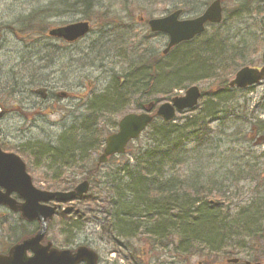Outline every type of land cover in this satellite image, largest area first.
Wrapping results in <instances>:
<instances>
[{
  "label": "trees",
  "instance_id": "1",
  "mask_svg": "<svg viewBox=\"0 0 264 264\" xmlns=\"http://www.w3.org/2000/svg\"><path fill=\"white\" fill-rule=\"evenodd\" d=\"M190 2L169 0V5L185 10L191 4L197 6L191 9L194 13L201 11L203 3L199 0ZM45 5L44 9L29 15L27 22L35 21L39 16L42 20L49 19L57 9L68 5L72 9L78 7L83 20H92L90 12H93V20L97 17L106 20L104 26L112 28L113 37L117 29L122 30V21L110 20L96 11L101 7V0H52ZM244 5L237 8H246ZM226 16L223 9L221 22L207 26L210 32L206 28L202 34L178 43L165 54L160 52L159 56H155L153 53L154 56L150 57L149 53H142L137 63L129 65L126 71L112 72L109 85L100 93H81L79 100L82 102L71 111H66L68 125L66 120L61 124L62 130L56 139L20 145V152L23 155L26 152L36 163L42 162L47 174L52 172L53 180L58 176L56 170L68 168L76 159L82 162L81 180H88L89 190L73 203L74 208L69 213L59 215L64 227L61 232L68 233L63 243H76L74 228H80L81 224L95 217L99 222L98 235L111 244V251L124 259L126 264H162L156 260L163 253L177 256L183 264H188L194 257L204 260L213 257L216 260L237 252H244L251 262L260 260L264 253L262 204L257 205L253 200L246 207L237 209L234 216L229 209L230 202L222 199L224 195L220 191L223 181L218 179L217 174L207 178L202 173L192 174L183 181L168 173L169 168L178 171L187 165L195 150L205 149L208 145L218 148L219 143L228 146L226 151L235 155L233 168L227 170V175L235 171L251 172L249 170L253 166L250 163L254 159L264 158V150L237 157L231 144L238 139L245 141L251 138H254L253 146L263 144L264 126L252 123L247 127L243 124L244 130L249 128L246 136L244 131L236 132V129L229 135L219 131L225 129L223 126L231 113L234 118L237 117L236 111L225 104L228 100L223 98L224 94L226 98L230 94L231 98L233 91L241 89L229 87L222 79L216 86L201 91L202 99L206 100V109L189 117L181 125L174 124V120L165 122L156 117L148 125L150 131L144 139L140 136L135 140L137 146L129 143L123 154L111 156L106 163H87L90 153L96 152L99 147L96 119L103 113L110 114L122 109L127 101L126 96L135 92L144 96L160 84L168 87L166 92L185 89L195 82L218 78L217 75L223 74L224 67L234 68L235 71L243 64L241 59L236 60V56L240 55L236 53L238 44H233L225 36L228 31ZM40 25L44 32L45 23ZM126 35L129 34L121 36L120 32L116 41L121 42V37ZM221 101L224 102V114L215 119L220 121L215 131L210 124ZM150 104L155 103H138L137 107L143 111ZM81 107L84 113H81ZM104 137L100 139L103 140L102 145ZM222 137L230 141H224ZM85 165L90 166L84 169ZM103 165L106 171L101 174V181H97L95 177ZM67 184L54 189L70 190L76 185V180ZM93 185L96 187L92 188ZM219 185L221 187L216 188ZM95 192L100 198L94 196ZM99 200L100 205H97ZM86 201L90 203L84 204Z\"/></svg>",
  "mask_w": 264,
  "mask_h": 264
},
{
  "label": "rangeland",
  "instance_id": "2",
  "mask_svg": "<svg viewBox=\"0 0 264 264\" xmlns=\"http://www.w3.org/2000/svg\"><path fill=\"white\" fill-rule=\"evenodd\" d=\"M49 1L52 0H0V105L8 111L0 122L2 127L0 144L5 151L17 153L25 161L27 172L36 188L55 190L54 188L57 187H65L73 179L76 180V185L83 181L81 180L83 176L82 162L76 159L74 164L68 168L63 167L56 170L58 176L53 180L51 179L52 172L47 174V170L42 167V162L36 163L26 152L24 155L20 152V145L56 139L57 134L62 130L61 124L66 120L68 125V118L65 117L66 111H71L76 104L80 105L82 102L79 100L81 93L88 95L93 92L100 93L109 85L112 72L126 71L129 65L137 63L138 56L142 53L147 52L150 57L154 54L159 56L167 44V36L151 33L147 26V20L166 16L174 8L169 5V0H101V7L96 11H100L104 14L102 16L110 20L122 21L120 23L122 30L117 29L113 37L112 28L104 26L106 20L98 17L93 20V12H90L92 17L90 32L71 44L47 36V30L83 20L78 7L72 9L66 5L57 9L56 12L51 11L54 13L49 19L42 20L39 16L35 21L27 22L29 15L44 9L45 4ZM199 1L203 3V5L200 4L201 11L194 13L191 9L197 6L190 4L185 10H182L180 18L189 19L198 16L213 0ZM243 4L247 7L237 8L238 5ZM221 5L228 18V31L225 36H228L233 44H238L236 53L240 55L236 56V60L241 59L243 64L235 71H233L234 68L224 67L223 74L217 75L218 78H210L192 84L201 91L216 86L222 79L225 83L229 82L241 67H264V0H221ZM129 15L131 16L128 17ZM42 22L45 23L44 32L40 25ZM120 32L121 36L124 33L129 35L121 37V42H117ZM207 32H210V27H207ZM167 88L162 84L156 85L151 92L144 96L135 92L126 96L127 101L126 104H123L122 109L110 114H101L96 119V129L98 130L96 139L99 142V147L96 152L90 153L87 163L97 161L103 146V140L100 139L104 135L115 132L114 126L123 115L141 112L137 107L138 103L150 102L159 105L176 95H183L186 89L166 92ZM39 89H45L46 95L41 96L35 93ZM59 92L71 93L72 97H57L56 94ZM75 96L77 98H74ZM223 98L228 100L225 104L230 105L231 110L236 111L237 117L234 118L231 113L229 120L223 126L225 129L219 131L229 135L236 129V132L244 131L246 136L249 128L244 130L243 124L247 127H250L249 125L252 123L264 126V79L250 88L233 91L231 98L230 94L227 98L224 94ZM205 101L201 96L194 108L177 113L173 123L181 125L189 117L206 109ZM220 105L212 118L214 121L210 124L215 131L216 125L218 126L220 122L215 119L224 114L222 107L224 102L221 101ZM81 113H84L82 107ZM149 131L150 127L141 134L142 139ZM222 138L224 141H230L225 137ZM247 140L238 139L231 143L234 145L237 157H242L245 153L249 154L252 151L264 150V143L253 146L254 138ZM130 143L133 146L138 145L135 140ZM255 143L257 144L256 141ZM227 149L228 146L219 143L218 148L208 145L205 149L195 150L192 153V160L187 165L178 171L169 168L168 173L183 181L192 174L202 173L204 176L206 175V178L217 174L218 179L223 181V185H221L222 187L216 186V188L221 187V195H224L221 198L230 202L229 209L234 216L237 209L246 207L253 200H256L255 204H262L264 207V183H262L264 182V158L254 159L250 163L253 166V169L249 170L251 172L238 173L235 171L227 175V170L233 168L232 163L235 156L226 151ZM108 164L110 166V163ZM90 165L83 167L84 169L89 168ZM104 171L106 168L103 165L95 177L98 179L97 181H101V174ZM252 176L256 178H252ZM57 179L61 182H58ZM256 185H258L257 188ZM94 187L96 186L93 185L92 188ZM94 196L100 198L97 192ZM86 203L89 204L90 201H86L84 204ZM96 204L100 205V200ZM57 217L53 219L49 236L59 244L58 246H62L65 244L63 238L68 233L61 232L63 226ZM90 220L81 224L80 228H74L76 230H74L75 241L93 248L98 253L101 264H126L124 259L111 251V244L98 235L99 222L97 219L94 217ZM16 221L17 219H12L9 222V227ZM258 222L260 224V219ZM263 223L261 218L262 226H264ZM14 227L18 226L14 224ZM4 233L5 231L0 230V238L2 237L5 241ZM233 257L239 258L238 264H243L242 262L248 258L244 252H237L216 260L213 257L208 260L194 257L189 260L188 264H233L226 262L227 258ZM150 261L155 262L154 260ZM259 261L264 264V253ZM156 262L183 264L177 256L171 257L164 253L158 257Z\"/></svg>",
  "mask_w": 264,
  "mask_h": 264
},
{
  "label": "water",
  "instance_id": "3",
  "mask_svg": "<svg viewBox=\"0 0 264 264\" xmlns=\"http://www.w3.org/2000/svg\"><path fill=\"white\" fill-rule=\"evenodd\" d=\"M181 9H177L166 16L149 19L147 24L153 33L167 35L168 41L163 54L182 41H188L201 34L206 24L219 23L222 19V8L220 0H213L205 10L198 16L189 19H180ZM89 31L88 22L79 21L67 24L62 27L50 29L48 34L56 38H62L72 42L85 35ZM264 78V67L239 69L234 77L228 82L229 87L246 88L258 84ZM201 97L197 86H190L183 95L175 96L170 101L160 104L154 115L147 112L128 113L118 122L117 132L105 139L103 152L98 158V163H104L108 157L115 154H122L127 143L139 137L141 132L152 121L154 116L170 121L174 118L176 111L192 109L196 106ZM148 107L146 110H150ZM3 112L0 111V118ZM260 138L257 140L259 141ZM0 205L6 206L13 211H20L22 217L28 221L39 220L41 227L39 232L32 238L25 240L22 244L16 245L9 251L8 257H0V264H77L84 261L85 264H96L97 254L85 247H78L74 253L70 250H49V245L39 246L46 232L48 221L52 219L56 207L46 206L40 202L47 203L54 200L56 203L69 202L80 198L88 190V182L83 181L73 190L68 192L44 191L35 188L32 180L26 172L25 163L15 153L3 152L0 148ZM12 192L17 193L22 203H17L10 197ZM30 249L33 256H24L25 250ZM231 261L236 262V259ZM250 264V263H247ZM258 264V263H255Z\"/></svg>",
  "mask_w": 264,
  "mask_h": 264
},
{
  "label": "flooded vegetation",
  "instance_id": "4",
  "mask_svg": "<svg viewBox=\"0 0 264 264\" xmlns=\"http://www.w3.org/2000/svg\"><path fill=\"white\" fill-rule=\"evenodd\" d=\"M0 190L4 191L2 188H0ZM11 197L19 203L23 201L16 193H12ZM12 219H17V228L14 227L15 223L9 227V222ZM39 226L40 223L38 221L34 220L32 222H28L27 220H22L19 213L10 212L5 207L0 206V230L5 231L3 234L5 241L2 239V237L0 238V256H7L11 247L20 244L23 240L34 237L39 232ZM48 242L51 243L49 247L50 249H72L76 246L75 242L58 246V244H54L53 239L50 240L48 238V233H46L43 239L39 240V246L45 247L48 245ZM24 256L32 257L33 252L30 249H27L25 250ZM77 264H85V262L82 261Z\"/></svg>",
  "mask_w": 264,
  "mask_h": 264
}]
</instances>
